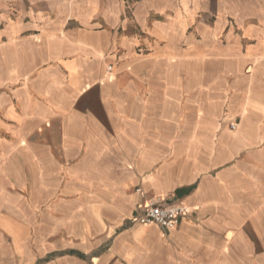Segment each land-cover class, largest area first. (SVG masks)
I'll return each instance as SVG.
<instances>
[{
    "label": "crops",
    "instance_id": "0c3cea01",
    "mask_svg": "<svg viewBox=\"0 0 264 264\" xmlns=\"http://www.w3.org/2000/svg\"><path fill=\"white\" fill-rule=\"evenodd\" d=\"M0 264H264V0H0Z\"/></svg>",
    "mask_w": 264,
    "mask_h": 264
},
{
    "label": "built area",
    "instance_id": "2783aa9c",
    "mask_svg": "<svg viewBox=\"0 0 264 264\" xmlns=\"http://www.w3.org/2000/svg\"><path fill=\"white\" fill-rule=\"evenodd\" d=\"M230 128L235 130L237 123L232 122ZM138 191H142L138 189ZM189 214V208L180 204H169L164 198L159 197L146 203L137 210L132 217L133 223L153 224L163 229L171 230L177 228L182 218Z\"/></svg>",
    "mask_w": 264,
    "mask_h": 264
},
{
    "label": "water",
    "instance_id": "95a60500",
    "mask_svg": "<svg viewBox=\"0 0 264 264\" xmlns=\"http://www.w3.org/2000/svg\"><path fill=\"white\" fill-rule=\"evenodd\" d=\"M191 188L184 187L177 190V194L179 197L183 196L185 193H187Z\"/></svg>",
    "mask_w": 264,
    "mask_h": 264
}]
</instances>
